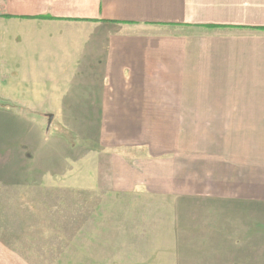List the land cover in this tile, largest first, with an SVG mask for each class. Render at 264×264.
Returning a JSON list of instances; mask_svg holds the SVG:
<instances>
[{
  "label": "crops",
  "instance_id": "0c3cea01",
  "mask_svg": "<svg viewBox=\"0 0 264 264\" xmlns=\"http://www.w3.org/2000/svg\"><path fill=\"white\" fill-rule=\"evenodd\" d=\"M15 29L13 77L73 86L0 104V183L35 179V119L15 111L74 110L103 152L92 187L263 212L264 0H0V43Z\"/></svg>",
  "mask_w": 264,
  "mask_h": 264
},
{
  "label": "rangeland",
  "instance_id": "374dc122",
  "mask_svg": "<svg viewBox=\"0 0 264 264\" xmlns=\"http://www.w3.org/2000/svg\"><path fill=\"white\" fill-rule=\"evenodd\" d=\"M17 32L0 43V104L42 102L73 86V78L65 87L63 78L13 77L9 36L26 39ZM30 111L15 112L35 119V179L0 183V264H264V206L258 215L249 204L92 187L85 170L103 152L94 150L90 126L78 138L74 110L68 124H54L53 109Z\"/></svg>",
  "mask_w": 264,
  "mask_h": 264
}]
</instances>
